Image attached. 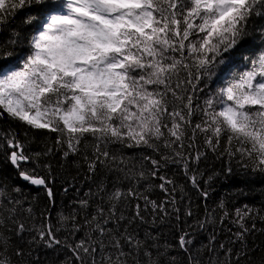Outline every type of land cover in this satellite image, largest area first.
Listing matches in <instances>:
<instances>
[{"label":"snow or ice","instance_id":"1","mask_svg":"<svg viewBox=\"0 0 264 264\" xmlns=\"http://www.w3.org/2000/svg\"><path fill=\"white\" fill-rule=\"evenodd\" d=\"M32 8L44 13L13 23L17 11ZM5 114L55 134L63 158L82 156L97 180L72 214H59L57 227L50 214L37 225L22 186L0 177V264H19L25 252L11 236L25 234L31 245L70 252L63 264H252L247 238L256 226L248 222L260 210H229L221 200L180 228L182 215L193 216L192 196L161 172L179 168L205 202L218 175L209 160L223 162L228 175L235 165L264 177V0H0V119ZM25 149L14 130L0 132V152L20 180L54 205L51 165H43L45 175L37 171L53 149ZM154 188L164 194L159 202L149 195ZM226 220L236 227L233 247L213 230L194 250L191 229ZM165 224L176 229L175 242L160 230Z\"/></svg>","mask_w":264,"mask_h":264},{"label":"trees","instance_id":"2","mask_svg":"<svg viewBox=\"0 0 264 264\" xmlns=\"http://www.w3.org/2000/svg\"><path fill=\"white\" fill-rule=\"evenodd\" d=\"M58 11L62 10L57 6ZM44 13V9H22L17 11L13 23L17 26L22 24V21L29 14H35L37 16ZM50 14V13H46ZM26 32L33 33L35 27H27ZM248 45L245 46V50H248ZM28 49L18 50V55L9 63L4 66V70L8 68L16 67L19 65V61L25 56ZM239 57H233V63H238ZM239 68H243V64H238ZM217 83L211 85L215 90ZM14 130L18 138L26 145V153L44 152L48 148H52L53 151L50 155L42 157L40 161L41 167L37 169L41 175L46 174V170L43 168L44 164H50L52 168V177L54 183L51 184L55 192V204L50 205L43 189L34 188L31 185L26 184L17 175L16 169L9 163L5 152H0V177L4 178L10 185H20L23 188L24 195L28 198L33 208L34 216L36 217L35 223L37 225L45 223V216L50 214L51 223L57 227L58 216L60 213L70 215L76 208L75 202L80 199L88 198L86 193L91 189L95 191V183L97 178L89 179L87 176V166L82 156L71 155L68 158H63V153L58 150L55 144V134H50L44 130H32L26 129L19 122L11 120L7 114L0 119V132ZM27 132V135H25ZM208 170L212 168L218 173L216 180L213 183L210 197L205 202L200 197L196 196L190 186L187 185L185 177L179 168L175 166H169L167 169L162 170V175H167L173 178L178 185H185L188 188L189 194L192 196L191 207L193 210L192 217H184L182 215L179 224L180 228L188 230L189 225H195L197 220H203L205 218V207L209 209H215L221 200L224 201L229 210L240 208L243 205H249L255 209L260 210V217H264V177L244 176L239 168H235L231 175L222 171L223 162L219 160H209L206 162ZM24 167H35L33 163H28ZM202 168L205 165H201ZM151 183L158 185L159 179L151 181ZM124 187H127L125 184ZM143 186H141L142 188ZM68 189L67 192L64 189ZM151 199L158 202L164 198V194L158 189L154 188L149 193ZM179 195V193H178ZM135 203V202H133ZM142 203V202H141ZM27 206V205H26ZM95 204H93V209ZM78 210V209H77ZM130 211V209H129ZM82 216L83 213L81 212ZM220 213L217 210V216ZM257 217L254 221L249 220L248 224L251 227L252 223H255L256 230L252 231L248 238L249 259L252 264H262V258H264V219ZM150 220L151 218L148 217ZM172 225L176 224L175 219L171 221ZM150 225L145 224L140 226L139 231L143 235L145 230H149ZM160 230L164 233V237L171 242H175L177 236L176 229L168 224L161 225ZM196 235V242L194 250L199 249L202 244H207L210 234L215 231L217 241L225 243L229 247H233L230 243L232 239V233L236 231V227L230 222L225 221L223 225L218 222L215 225H210L207 230L196 231L195 228L191 229ZM231 230V231H230ZM58 237L63 238L66 233L60 231L57 233ZM79 238V235L77 236ZM11 240L14 242L13 246H22L25 252V256L20 258L19 264H33L37 258H39V264H63L64 261L71 258V253L66 249H47L40 245H31L29 243L30 238L25 234V240H17L12 235ZM240 245H235L233 251H237ZM179 258H183V253H178ZM207 259V256H204ZM14 264L16 261L14 259ZM240 264H248L244 259H241Z\"/></svg>","mask_w":264,"mask_h":264},{"label":"water","instance_id":"3","mask_svg":"<svg viewBox=\"0 0 264 264\" xmlns=\"http://www.w3.org/2000/svg\"><path fill=\"white\" fill-rule=\"evenodd\" d=\"M24 182V181H23ZM35 187V186H34ZM35 188H37V187H35Z\"/></svg>","mask_w":264,"mask_h":264},{"label":"rangeland","instance_id":"4","mask_svg":"<svg viewBox=\"0 0 264 264\" xmlns=\"http://www.w3.org/2000/svg\"><path fill=\"white\" fill-rule=\"evenodd\" d=\"M7 71V70H6Z\"/></svg>","mask_w":264,"mask_h":264}]
</instances>
